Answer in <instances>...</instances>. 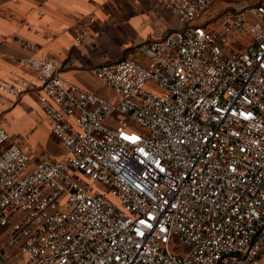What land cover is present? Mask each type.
I'll use <instances>...</instances> for the list:
<instances>
[{
    "label": "built area",
    "instance_id": "1",
    "mask_svg": "<svg viewBox=\"0 0 264 264\" xmlns=\"http://www.w3.org/2000/svg\"><path fill=\"white\" fill-rule=\"evenodd\" d=\"M157 1L181 27L93 68L118 100L50 54L0 81L38 89L64 148L0 122V264H264V0Z\"/></svg>",
    "mask_w": 264,
    "mask_h": 264
},
{
    "label": "crops",
    "instance_id": "2",
    "mask_svg": "<svg viewBox=\"0 0 264 264\" xmlns=\"http://www.w3.org/2000/svg\"><path fill=\"white\" fill-rule=\"evenodd\" d=\"M89 16L95 21L85 31V42L77 44L75 36ZM181 25L177 15L157 0H0V81L34 79L24 59L50 54L60 64L61 75L116 101L120 94L93 68L120 58L142 59L138 48L142 42ZM23 40L39 47L31 50ZM37 93L34 89L15 96L0 89V122L12 136L34 132L40 118L49 122Z\"/></svg>",
    "mask_w": 264,
    "mask_h": 264
},
{
    "label": "rangeland",
    "instance_id": "3",
    "mask_svg": "<svg viewBox=\"0 0 264 264\" xmlns=\"http://www.w3.org/2000/svg\"><path fill=\"white\" fill-rule=\"evenodd\" d=\"M48 117V116H47ZM49 119V117H48ZM47 121V120H46ZM44 119H39V125L35 126L34 132L29 131V135L24 136H12L13 139H16L23 143L30 144L33 143L36 146L37 152H43L45 154H51L56 157H61L64 154V148L60 140L53 134L51 121L46 122ZM50 125V126H49ZM1 232V231H0ZM172 244L174 248L180 247L187 249V245H185L178 236H173ZM178 249V248H177Z\"/></svg>",
    "mask_w": 264,
    "mask_h": 264
}]
</instances>
